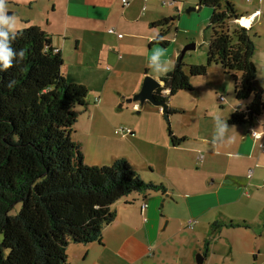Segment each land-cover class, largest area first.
<instances>
[{"label":"crops","instance_id":"crops-1","mask_svg":"<svg viewBox=\"0 0 264 264\" xmlns=\"http://www.w3.org/2000/svg\"><path fill=\"white\" fill-rule=\"evenodd\" d=\"M127 1L123 4L122 0H9L7 14H15L19 29L34 25L47 33L52 46L62 54L64 78L87 89L88 105L77 118L82 119L84 162L109 165L124 158L144 179L162 183L166 188L165 192H133L117 201L113 205L116 216L103 228L101 240L82 247H71L76 243H69L67 262L72 264L75 259L76 264H138L145 260V264H194L197 251L205 256L202 264L212 263L216 255L224 257L231 253L234 259L232 246L224 240L229 239L232 231L250 229L247 223L254 219L248 218L245 210L250 211L254 202L257 208L264 209V169H256L264 166L257 165L264 161V152H259L248 124L228 122L239 103H224L217 93L213 105L194 101L181 107L188 115L182 125L172 126L173 134L183 137L176 144L168 134L163 112L148 101L142 105L135 102L128 118L121 120V126L132 129L130 135L115 134L114 130L112 135L110 110L117 107L119 99H129L136 93L145 75L161 81L173 68L180 51L175 37L186 18L178 8L179 0H167L172 1L170 4H163V0ZM198 1L187 0L188 8L198 5ZM263 1H246L248 5L242 11L247 14L239 12L238 6L235 8L242 16L261 9L256 20L262 24ZM165 19L167 23L162 26L152 25ZM256 20L246 27L249 31ZM109 28L122 33V37L117 38ZM257 34L255 31L254 36ZM156 49L163 52L161 64L166 73H154L148 67ZM217 117L225 120L228 129L225 142L213 143ZM258 121H254V129ZM259 124L262 127L264 122ZM92 139L105 141L109 147H95L92 153ZM142 202L146 203L143 211ZM174 208L180 214L177 224L170 210ZM189 219L194 220L192 227L187 226ZM214 221L222 224L210 234ZM230 222L237 225L231 226ZM206 240L209 244L204 253Z\"/></svg>","mask_w":264,"mask_h":264},{"label":"trees","instance_id":"trees-1","mask_svg":"<svg viewBox=\"0 0 264 264\" xmlns=\"http://www.w3.org/2000/svg\"><path fill=\"white\" fill-rule=\"evenodd\" d=\"M198 4L213 8L203 28L205 62L187 65L186 71L178 54L154 97L167 101L177 92L192 90L190 78L205 76L208 67L216 64L231 76L233 96L243 103L228 122L253 124L264 114V91L253 85L255 44L249 29L230 24L242 14L229 0H199ZM166 23L165 19L152 25ZM19 30L12 47L23 49L25 58L20 63L14 59L11 68L0 72V264H68L69 243L101 240L103 228L116 216L114 203L133 192H165L166 188L144 179L124 158L109 165L84 162L71 134L79 112L88 105L87 89L64 78L62 54L47 33L34 25ZM166 112L174 110L169 107ZM167 130L173 144L183 140L169 126ZM17 204L20 207L12 214ZM221 224L212 222L210 234ZM208 244L206 240L204 253Z\"/></svg>","mask_w":264,"mask_h":264},{"label":"rangeland","instance_id":"rangeland-1","mask_svg":"<svg viewBox=\"0 0 264 264\" xmlns=\"http://www.w3.org/2000/svg\"><path fill=\"white\" fill-rule=\"evenodd\" d=\"M179 1L180 2L178 8L182 11L184 15H186V18L181 21L179 25L180 32L177 34V37H175L177 40L176 41L177 46H179L181 50L184 47V45H186L187 43L195 44V48L188 50L183 57V61L186 64L184 69L187 71L188 69L187 64L189 63L200 64L205 62L207 56V42L203 37V28L206 25L213 8L209 6H202L201 9L199 10L197 9L195 11H191L190 14L192 16H189L188 15L189 12L186 11V9L189 6L187 0H179ZM229 1L233 3L234 6L236 7L238 6L239 12H243L242 10H244L245 7L248 5L246 0H229ZM261 6L264 7V1L261 4ZM242 14H247V13L243 12ZM230 24L232 26L237 25L234 21H230ZM255 31L258 32L257 36H254ZM172 33L175 34L174 31H172ZM249 33L255 44L253 62L256 66V75H257L256 78L258 79L259 84L264 89V21L261 24V20L259 22L258 20H256L255 27L252 30H250ZM173 37L174 36L172 35V38ZM207 73L209 75V76L207 75L208 77L206 76ZM207 73L205 74V76H192L190 78L194 88L192 91L183 90L177 92L175 95L169 97V99L166 101L169 107L181 109L179 111L171 112L168 116V120L164 118L165 124L169 126L171 130H172V126L182 125L184 121L187 119V115H188L187 111L184 112L183 111L184 109H182L181 107L186 108L194 101H199L201 103L213 105L215 102L212 99L215 93H217L218 98L220 96L224 98V103L233 102L234 105L238 104V101H236L233 96V80L231 76L225 75L222 72L221 67L216 64L210 65L207 69ZM238 77H239V73H238ZM127 99L128 98H126V100L125 98L122 99L120 98L117 107L114 108L113 110H110V115L112 117H109V119L112 123L111 124L112 135H113L112 130H114L113 127L121 126L122 124L121 120L123 118H128L127 113L129 111H133L131 110L132 109L131 106L135 102H127ZM158 107L159 106H157L156 108L158 109ZM256 120L259 121L258 123L255 124V128L257 130H261L262 127L260 126L259 123L264 122V114L259 115ZM243 127L244 126L239 128H243ZM183 128L186 129L187 126ZM71 137L75 142L79 143L80 149L82 151V119H77V121L73 125V131ZM110 143L111 140L108 141L109 145ZM91 147H92L91 152L93 153L95 147L97 149H107L106 147L109 146L105 143V141L102 140L98 141L96 139H92ZM262 155L264 157V153ZM104 164H109V163H104ZM261 164H264L263 160L258 161L257 165L260 166ZM253 166L255 167V165ZM256 169L257 171L258 169H261L263 171L264 166L262 168L257 167ZM133 170L135 169L133 168ZM254 203L251 206L250 211L245 210V213H247L246 216L248 218L254 219V221L252 222L248 221L249 223H247L249 224L248 226H250V229L237 230L236 232L232 231L231 236L229 235V239L224 240L225 244H228L229 247L232 246V253L234 259H231V253L224 255V257L220 255H216L212 258V263L210 264H264V209L260 210L259 208H257V206ZM19 207L20 205L17 204L11 210V213L13 214L17 212ZM170 210L173 211L171 212V214L174 217L176 216V218L174 217L172 218L173 221L177 224V221H179L178 217L180 216L179 209L174 208V210L173 209ZM159 214H164V213L160 211ZM164 223L165 222H163L162 226H164ZM184 231L189 232L190 230L185 229ZM73 245H76L75 247L78 246L82 247V244L80 243L72 244L71 247H74ZM74 255L76 256V253H74ZM253 255L255 256L253 257ZM74 263L76 264L75 259H74ZM138 264H145V260L139 262Z\"/></svg>","mask_w":264,"mask_h":264},{"label":"clouds","instance_id":"clouds-1","mask_svg":"<svg viewBox=\"0 0 264 264\" xmlns=\"http://www.w3.org/2000/svg\"><path fill=\"white\" fill-rule=\"evenodd\" d=\"M9 11V0H0V72L11 68L14 59L17 63H20L25 58V51L23 49L15 51L12 47V42L19 37L20 30L17 17L15 14L8 15ZM162 55V50L156 49L150 57L148 67L154 73L167 72V69L161 64ZM227 129L228 126L225 120L217 117L214 121L213 143L216 141L225 142Z\"/></svg>","mask_w":264,"mask_h":264},{"label":"water","instance_id":"water-1","mask_svg":"<svg viewBox=\"0 0 264 264\" xmlns=\"http://www.w3.org/2000/svg\"><path fill=\"white\" fill-rule=\"evenodd\" d=\"M202 5L198 4L196 6H191L186 9L187 12L195 11L201 9ZM171 25H173V22H171ZM195 44L194 43H187L184 45V47L179 51V60L181 61L185 55V53L190 50L194 49ZM162 81H159L158 79L153 78L150 75H145L143 77V81L141 84L140 89L134 93L129 99V102H138L140 105H142L145 101L150 102L151 104L155 106H159L162 108L163 116L166 120H168L169 114L166 112L167 108H169L167 102L165 100H157L155 99V90L159 87H161ZM253 85L259 89V91L262 93L264 91L263 87L259 84L258 79L256 78L253 81ZM164 197H168V194L164 193ZM204 254L201 251L196 252L195 254V261L194 264H202L204 261Z\"/></svg>","mask_w":264,"mask_h":264},{"label":"built area","instance_id":"built-area-1","mask_svg":"<svg viewBox=\"0 0 264 264\" xmlns=\"http://www.w3.org/2000/svg\"><path fill=\"white\" fill-rule=\"evenodd\" d=\"M246 1H249V0H246ZM260 1H262V0H260ZM122 2H123V4H127L128 3L127 0H122ZM162 3L163 4H170V3H172V1L163 0ZM260 12H261V9H257L252 14H250L248 16H242L241 15L240 17L235 18L234 21L238 25L243 26L245 28L246 27H250L253 24V22L256 20V18L260 15ZM242 18H246L248 20L249 24L248 25L244 24L241 21ZM108 31L111 32V33H115L117 38H121L122 37V33L116 32L114 28H109ZM166 92H167L166 90H163L161 93L162 94H166ZM219 99L223 100L224 98L222 96H220ZM238 107H242V104L239 103ZM159 108L162 111V108L161 107H159ZM253 126H254L253 124L249 125L248 132L250 133L251 137L257 142V146H258L259 152L263 153L264 152V124H263L261 130L254 129ZM131 132H132V129L130 127H127V126H119V127L114 128V133L122 135V136L130 135ZM252 172H253V168H250L249 169V174H251ZM145 207H146V203L142 202L141 205H140L141 210L143 211L145 209ZM193 224H194V220L189 219L187 221V226L188 227H192Z\"/></svg>","mask_w":264,"mask_h":264},{"label":"bare ground","instance_id":"bare-ground-1","mask_svg":"<svg viewBox=\"0 0 264 264\" xmlns=\"http://www.w3.org/2000/svg\"><path fill=\"white\" fill-rule=\"evenodd\" d=\"M244 24H246V25H248L249 24V22H248V20L246 19V18H242V20H241Z\"/></svg>","mask_w":264,"mask_h":264}]
</instances>
